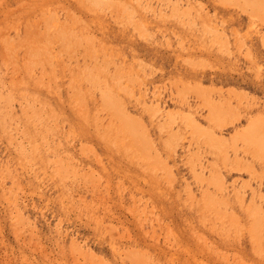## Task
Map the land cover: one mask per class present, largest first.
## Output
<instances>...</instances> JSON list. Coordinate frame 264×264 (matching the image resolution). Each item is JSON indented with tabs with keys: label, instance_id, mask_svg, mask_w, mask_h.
Masks as SVG:
<instances>
[{
	"label": "rangeland",
	"instance_id": "rangeland-1",
	"mask_svg": "<svg viewBox=\"0 0 264 264\" xmlns=\"http://www.w3.org/2000/svg\"><path fill=\"white\" fill-rule=\"evenodd\" d=\"M0 264H264V0H0Z\"/></svg>",
	"mask_w": 264,
	"mask_h": 264
}]
</instances>
